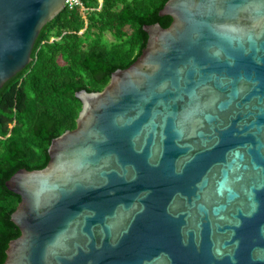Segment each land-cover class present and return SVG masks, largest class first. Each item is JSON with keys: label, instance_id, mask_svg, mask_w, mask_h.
I'll return each instance as SVG.
<instances>
[{"label": "water", "instance_id": "95a60500", "mask_svg": "<svg viewBox=\"0 0 264 264\" xmlns=\"http://www.w3.org/2000/svg\"><path fill=\"white\" fill-rule=\"evenodd\" d=\"M65 0H0V88ZM138 58L76 94L6 182L3 264H264V0H167Z\"/></svg>", "mask_w": 264, "mask_h": 264}, {"label": "trees", "instance_id": "16d2710c", "mask_svg": "<svg viewBox=\"0 0 264 264\" xmlns=\"http://www.w3.org/2000/svg\"><path fill=\"white\" fill-rule=\"evenodd\" d=\"M81 1L41 29L32 61L0 88V264L20 235L11 221L20 197L5 182L21 168H44L51 140L76 126V94L102 90L133 63L147 42L144 26L171 22L159 15L167 0Z\"/></svg>", "mask_w": 264, "mask_h": 264}, {"label": "built area", "instance_id": "2783aa9c", "mask_svg": "<svg viewBox=\"0 0 264 264\" xmlns=\"http://www.w3.org/2000/svg\"><path fill=\"white\" fill-rule=\"evenodd\" d=\"M65 6H67L69 9L82 8V1L81 0H65Z\"/></svg>", "mask_w": 264, "mask_h": 264}, {"label": "rangeland", "instance_id": "374dc122", "mask_svg": "<svg viewBox=\"0 0 264 264\" xmlns=\"http://www.w3.org/2000/svg\"><path fill=\"white\" fill-rule=\"evenodd\" d=\"M109 38H111L110 36H108Z\"/></svg>", "mask_w": 264, "mask_h": 264}]
</instances>
